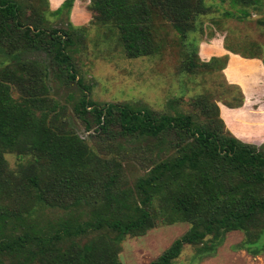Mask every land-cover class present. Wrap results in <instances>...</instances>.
Masks as SVG:
<instances>
[{
  "label": "trees",
  "instance_id": "trees-1",
  "mask_svg": "<svg viewBox=\"0 0 264 264\" xmlns=\"http://www.w3.org/2000/svg\"><path fill=\"white\" fill-rule=\"evenodd\" d=\"M88 0L98 43L114 40L127 59L154 58L167 32L183 46L178 74L216 72L227 99L195 94L189 112L125 102L97 104L78 78L74 54L87 24L55 25L74 0H0V264H122L126 238L177 223L187 230L149 264H172L183 246L192 260L212 256L230 232L251 256L264 244V143L232 136L217 104L239 108L238 87L222 75L226 55L198 59L201 19L214 12L237 22L252 15L264 29V0ZM213 38L212 34L209 39ZM225 50L244 55L222 38ZM73 88L72 112L94 138H80L54 98ZM5 155L14 156L10 168Z\"/></svg>",
  "mask_w": 264,
  "mask_h": 264
},
{
  "label": "rangeland",
  "instance_id": "rangeland-1",
  "mask_svg": "<svg viewBox=\"0 0 264 264\" xmlns=\"http://www.w3.org/2000/svg\"><path fill=\"white\" fill-rule=\"evenodd\" d=\"M58 0H51L54 4ZM86 0H79L84 5ZM206 3V1L204 0ZM258 16L252 15L243 22L223 18L215 9L210 15L201 19L202 25L197 33L189 38L196 41L197 57L203 61L204 55L214 49L216 40L224 41L235 51L246 55L252 46L259 57L264 55V29L257 25ZM68 17L62 13L55 25L65 28ZM83 38V47L74 54V68L84 86L89 88V99L97 104L107 102H125L133 106L145 105L154 111L167 110L172 102L173 109L189 112L188 100L192 95L201 94L211 101L217 97L225 98V87L216 72H205L194 76L190 81L186 74H178V63L184 51L176 35L169 31L163 42V51L154 58L127 59L123 56L119 45L114 40L98 43L100 30L90 27ZM212 34L213 38L209 39ZM213 42V43H212ZM211 43V44H210ZM203 44H210L209 46ZM251 53H253L251 51ZM250 53V54H251ZM54 98L65 108L66 120L74 132L89 144L94 138L89 136L83 124L72 112V103L76 91L71 88H60ZM223 111L225 119H229ZM10 168L16 160L12 155H5ZM188 228L185 223H177L148 230L143 236L126 238L120 245L119 260L122 264H149L164 251L173 240L180 237ZM242 240V234L234 231L224 236L222 244L216 252L201 260H192L194 248L183 246L182 251L172 264H264V248L251 256L244 250H235ZM260 241L264 244V232Z\"/></svg>",
  "mask_w": 264,
  "mask_h": 264
},
{
  "label": "crops",
  "instance_id": "crops-1",
  "mask_svg": "<svg viewBox=\"0 0 264 264\" xmlns=\"http://www.w3.org/2000/svg\"><path fill=\"white\" fill-rule=\"evenodd\" d=\"M62 1L58 0L53 4L51 0H47L49 9L55 10ZM87 2L88 0L84 5H80L79 0H74L68 14L71 25L87 24L90 19L89 13L85 10ZM216 43L215 48L208 54L205 52L201 58L206 62L210 57L226 55L222 75L228 85L238 87L243 98L239 108H228L218 103L219 117L227 131L236 139L246 144L260 145L264 143V68L261 61L256 58H243L225 50L222 40H216ZM223 111L227 112L228 120L225 119Z\"/></svg>",
  "mask_w": 264,
  "mask_h": 264
}]
</instances>
